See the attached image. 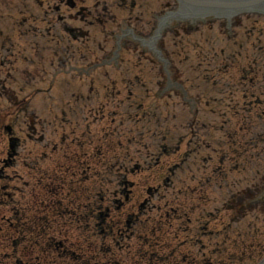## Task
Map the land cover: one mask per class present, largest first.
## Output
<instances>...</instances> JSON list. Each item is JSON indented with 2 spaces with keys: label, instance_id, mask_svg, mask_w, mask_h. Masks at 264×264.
Returning <instances> with one entry per match:
<instances>
[{
  "label": "rangeland",
  "instance_id": "374dc122",
  "mask_svg": "<svg viewBox=\"0 0 264 264\" xmlns=\"http://www.w3.org/2000/svg\"><path fill=\"white\" fill-rule=\"evenodd\" d=\"M45 1V0H44ZM169 0H141L143 2V10L146 7L147 12L150 10L159 9L163 3ZM37 10L34 11L36 13ZM120 13H118L119 15ZM148 16H146L147 18ZM254 18L250 20L243 19V22L233 27V31H220L218 26H214L213 29L209 30L207 27H203L198 33H195L189 38H179L174 39L172 35H167L165 38V44L167 49L170 52H173L171 59L173 66L177 71L178 77L181 78L183 85L188 88L191 87V93L201 96V102L198 104V110L200 111L201 120H206L208 123L209 129L211 128V134L214 138H221L223 134L229 133H240L239 137L243 140L244 144L241 150V157H239L238 162L240 171L238 170H228L224 171L227 167V162L220 167L218 170V175L212 173V170L215 166H218L217 160L219 157L226 155L228 158H231L226 152V147L221 146V151L213 152L212 149H206L204 144H200L199 153L196 156H192L193 160L182 165L172 176L171 186L172 189L166 192L164 196V191L161 192L159 196L153 198L150 207L146 209L144 215L140 218L139 222L135 225L134 230L136 231L135 236L130 240L127 239L123 243L122 248H115L111 245L112 252L106 253V256L101 254V237L98 235L97 230L92 228L84 229L86 227L85 222H78L72 224L73 228L81 231L80 236H72L70 234V239L73 242L74 246L78 245L81 248L80 252L85 254L87 258L89 257V262L94 263H107L111 261L110 264H144L146 261L140 262L145 255L148 256L149 253H160L162 255V250L158 246H151L155 242V237H158V244L168 245L172 242L171 236L173 233L177 232V228L180 226L179 220V211L176 213V218L174 220H169L166 222L162 215L166 210L164 206V201L166 199H176L183 200L185 198L188 201V204H196V210L215 213L216 208H220L221 203L226 201L224 198L228 191H235L236 188L243 189V192L246 193V189L251 188L253 182L251 177H254L256 173L260 174L264 171V138L263 143L258 142L256 145L255 139L262 138V132L264 131V89L263 81L261 80L264 75V21L254 23ZM261 28L260 35L258 34L259 29ZM92 39L88 43L89 45H96L99 42L102 43V35L100 28L91 29ZM230 35L231 38H230ZM259 38V42L257 39ZM107 44H111L108 42ZM182 44V45H180ZM242 46V47H241ZM261 47V48H260ZM203 50L200 52V50ZM220 49L225 51L221 54ZM217 50V51H215ZM258 50H261L260 52ZM209 51L211 58L207 57V61L202 63L201 67L199 66V55ZM258 51V53H257ZM260 53V54H259ZM259 54L258 56H256ZM208 55V54H207ZM184 58H187L184 61ZM254 58L257 61L255 67V73H247L245 71L248 69L250 61ZM127 66L130 70L131 79L133 80L134 76L137 75L140 78L141 83L134 84L132 83V92L133 95L139 100H144L149 95L145 89L150 91L151 96L159 94L161 90L160 86L156 87L157 71L144 59L140 61L134 55L128 58ZM227 66V68L225 67ZM245 70V71H244ZM112 77H116V74L111 72ZM252 79L254 83H252ZM68 77H65V81H69ZM101 82V80H100ZM102 84H98L100 88ZM72 86H76V81L72 83ZM142 86V87H140ZM118 88H122V85H118ZM56 91H60L59 85L55 88ZM108 92V90H107ZM247 94L249 101L250 99L259 98L260 105L255 103L251 104L248 107V112H244V95ZM124 95V93H123ZM122 95V96H123ZM40 97V96H38ZM123 97H121L122 100ZM115 100V99H114ZM109 101L110 110H114V124L110 129L115 132L114 142L120 139L125 143V136L127 137V131H131L132 144L129 145V151L131 152V165L135 162L142 164L144 157L148 153H157L159 152V147H154L151 143L150 136L147 132V128H143L141 123L137 120L140 113L135 112V106L138 104L135 103L134 99H130V116H125L123 114L126 103L123 105V101L115 100ZM162 100L165 102L171 103V105H166L161 100L154 102L155 109L160 113V118L163 122L167 119H170L169 126H173L176 134L182 135V124L188 120V106H184L182 101L179 104L180 99L174 94L170 99L167 96L162 97ZM251 101V100H250ZM251 101V102H254ZM103 102V101H101ZM207 104L205 105V103ZM143 104H149L151 102L144 101ZM31 107L37 110L45 109V101L41 98H37L31 102ZM206 116V117H205ZM123 117H131V121L127 120L119 123V120ZM175 120H172V119ZM241 127L244 131H241ZM246 129V130H245ZM101 131V127H99ZM106 130V128H105ZM26 127L24 124H20V136L23 138L24 144L21 145L19 154L20 158L18 163L11 168L8 173L12 176L11 184L18 186L20 192L18 198L19 206L21 208L26 207L27 198L29 192L26 187H24L25 182L28 181V175H33V180L35 181L41 176H44L45 173H48L53 170L55 163L61 161L60 156L55 153L52 154L53 157L43 159L44 153L48 151L36 143H31L25 138ZM207 142H211V138H205ZM255 142V143H253ZM251 145L253 149L248 148V145ZM3 145V144H2ZM148 148V151L146 150ZM248 148V149H247ZM184 147L181 148L183 152ZM123 151V150H122ZM120 157H122L121 152H119ZM4 150L3 146H0V160L3 158ZM212 158L209 162L205 163L206 167H203L198 161L200 158ZM110 162L113 163L115 159V153H109ZM182 157V156H181ZM180 155H173L163 158V164L170 166V164L178 161V158H181ZM234 159L230 161L232 165ZM101 165H107L109 163L102 162ZM34 166L31 170V167ZM105 168L99 167L97 171L99 174L93 176L89 181L83 183V188H89L91 185L99 186L102 185L103 192L107 188L105 181H102V173ZM21 177L17 183V180ZM160 169L151 168L149 171H144L136 174L132 177V180L137 184L134 189V193L144 194L147 184L150 186H156L160 182ZM208 177L211 182L210 184H204L206 186V198L202 202L203 195H199L203 188L200 185V178ZM150 178V180L145 181ZM156 182V183H155ZM155 183V184H152ZM114 188V186H113ZM192 190V193L188 195V191ZM201 188V190H200ZM112 188H109L111 190ZM242 192V193H243ZM35 192L32 194V199ZM145 195V194H144ZM54 200L67 203L66 200H63V196L56 198ZM135 202V200H133ZM87 205L88 199L83 196L79 202H76L75 205ZM18 206V207H19ZM26 209V208H25ZM256 218L249 217L243 222L231 225L229 232L227 234L228 238L226 243H222L221 239H212L208 245V248H223L229 249L230 253L236 256L237 260L228 262V259H225V252L221 253L218 259L223 260V264H248L253 259H255L258 251L262 246H264V212L257 210ZM13 210L0 208V233L4 236L11 234L12 228L10 225H7V222H12ZM46 212L49 218L57 217L60 220V214L57 213L52 207H46ZM222 213V212H221ZM27 214L26 212L21 213V215ZM79 216L86 217L82 212H78ZM227 214V213H226ZM226 219V218H223ZM27 223L25 225L26 231L25 234L29 233L30 224L35 225V220L28 217L25 219ZM33 220V221H31ZM72 220H75L72 219ZM223 221V220H221ZM220 219L217 220L219 224ZM249 223L251 227L246 229V223ZM71 228H68L70 232ZM156 230L155 233L153 231ZM196 226L191 225L190 232H180L181 239L191 236L195 233ZM78 231H74L73 234L77 235ZM244 232L243 237L238 238L237 233ZM247 232V234L245 233ZM170 236V237H169ZM28 238V236H26ZM179 242V241H178ZM76 243V244H75ZM173 243L175 241L173 240ZM175 247L177 251H180L181 255L187 257L188 255H195L197 257V250L193 247L185 245L182 247V243ZM3 252H7L3 250ZM97 255L94 260H91L92 256ZM99 257V258H98ZM179 259V258H176ZM174 260V258H169L167 264L171 262H179V260ZM216 255H212V260H216Z\"/></svg>",
  "mask_w": 264,
  "mask_h": 264
},
{
  "label": "flooded vegetation",
  "instance_id": "af4514ba",
  "mask_svg": "<svg viewBox=\"0 0 264 264\" xmlns=\"http://www.w3.org/2000/svg\"><path fill=\"white\" fill-rule=\"evenodd\" d=\"M58 5H55L53 7V10H51L50 6L47 4L48 10L44 13V22L47 26L46 32L47 34L51 35L52 41L55 43V47L57 50H59L63 43V36L60 34L59 27L64 24L65 17L61 14L62 11V5L63 8H67V5L70 6V8H74L75 4L71 2V0H54ZM34 34L33 37L35 38L37 34L35 33V29H33ZM41 34V31H38ZM12 31L5 34L3 41L0 44V75L6 74V76L10 75V68H12V60L16 58L17 55H15L14 51L12 50L13 38H12ZM10 45V46H9ZM9 46L5 49V47ZM6 68L5 72H3V69ZM2 70V71H1ZM13 98V97H9ZM65 139L62 140L64 142Z\"/></svg>",
  "mask_w": 264,
  "mask_h": 264
}]
</instances>
